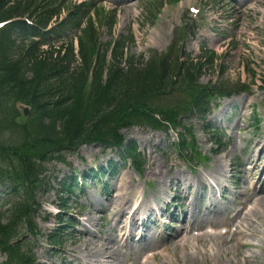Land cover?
<instances>
[{
	"label": "rangeland",
	"instance_id": "obj_1",
	"mask_svg": "<svg viewBox=\"0 0 264 264\" xmlns=\"http://www.w3.org/2000/svg\"><path fill=\"white\" fill-rule=\"evenodd\" d=\"M83 1L85 0H71L69 6L71 7L75 3L80 4ZM127 1L95 0L98 5L102 4L100 6L96 4L100 11L104 10L107 13H112L114 10L117 15L115 17L117 26L113 34L107 28H102V44L106 45L108 41L119 35L125 37L133 35L135 41L130 46V53L136 55L137 58L142 57V55L148 57L154 50L164 53L172 44L177 28L187 23L190 28L195 30L196 35L195 37H189L185 52L192 57H197L205 49L209 52L213 50L216 51L219 57L217 67L204 71L202 76L204 84L211 80L219 79L221 81L218 71L222 66L225 67L224 74H222L223 83L232 84L238 77L249 80L247 70L251 67L259 71L260 76L264 75V0H247V5L244 7L236 4L235 0H131V3L135 5L128 12L122 8ZM196 7L200 11L194 14L191 12V8ZM148 13L149 15H147ZM153 14L157 16L152 19ZM74 33H76L75 30L68 32L70 38L75 35ZM244 65L246 67L245 72H243ZM230 101L231 105L226 107L224 102L219 103L220 108H217L212 116L208 118L213 125L211 127L212 133L214 128L224 133L223 145L220 147L214 144L216 142L214 135L216 134H211L202 120L196 117L190 118L189 124L193 127L196 142L201 152L209 157L205 163L196 165L193 168L184 162L177 153L174 143L177 141L176 133L172 132L167 135L163 132H154L146 127H133V129L123 131L127 140L135 141L140 150L147 156L145 169L141 175L132 168L130 163L120 161L118 150L111 151L96 145L81 146L78 152L69 153L65 157L67 160L66 165L59 161L47 164V178L50 180V184L39 198L41 206H43V209L36 215V228L39 234L35 237L27 229L22 228L19 235L24 238V241L22 242L23 246L20 247V252L23 255L25 254V246L32 249L37 264H93L95 253L99 257V254H102L101 247L106 246H109L114 252V264H135L138 259L143 260V257L150 255L151 251L153 253L161 252L164 243L167 241L156 242L150 238L154 234L152 221L155 219V215L153 213L148 214V216H152L149 223H147L148 225L144 224L145 220H142L146 218L145 216H141L139 221L140 226L144 224L147 229L143 231V234H147V240L141 239L138 241L136 240L138 235H135L136 244L133 248L129 247L125 250L121 246L118 247L115 239L122 232L120 233V228L116 227L118 226L117 223L112 221L113 213L107 210L110 205L109 200L121 182L127 178V175H130L134 179V187L138 190L136 203L145 201L147 204H153L159 212L165 205L162 201H159V196L171 202L172 197L177 194V188L170 184L171 186L168 187L171 188L170 192L167 191L166 193L165 190L161 195L158 194L161 190L159 180L153 179L149 175L150 169L148 166H150L152 157H156L166 167V170H169V168L182 170L189 176L191 183L201 176L208 178V172L215 167L218 157L224 154L225 151L229 152L234 144L237 145V150L231 163L241 165V161L247 158V155L245 156L247 151L243 149L245 142L254 135V131L258 130L253 126L255 119L252 118V115H256L255 108L258 110L257 115L262 119L260 128L264 130V91L255 88L252 92L235 95ZM247 102H253V107L248 108L245 112V118L240 120L242 108L249 104ZM221 109L227 110L223 116L217 115ZM247 124L251 126L247 131L240 133L237 127H244ZM241 137L243 138L242 141L240 140ZM215 148H218L219 151L215 152ZM116 164L118 166L111 176L105 173L101 177H96L90 173L92 169H100L101 166L110 168ZM7 165L8 162H3L0 158V167L8 168ZM261 166L263 167L264 163ZM244 168L245 166H240L229 174L225 173L223 185L228 186L229 190L224 194L222 189L219 188L218 192L214 196L212 195L216 199L217 206L222 209L221 211L212 213L210 211L215 207L214 204L209 206V211L200 203L201 199L199 198L209 199L211 197V194H208L209 189L200 191L199 198L195 195L196 205L193 210H195L196 217L192 222L195 219L208 220L209 222L206 221L205 223V231L212 230L211 226H214L217 232L225 228L227 230L235 229L236 224L230 218L232 212H234L232 208L237 204L235 195H237L239 188L236 187L238 185L243 186L244 182L243 180L231 179V176H233L231 173L235 174L237 170H240L243 177ZM86 173H90V175L83 177L82 174ZM72 174H75L77 185L74 193L67 194V196H70L67 200L69 212L66 215L68 219L66 227L68 229L61 238L59 248L52 249L47 235L56 229L58 224L54 218L49 221L47 219L49 215H55L59 211L58 204H60V196H62L60 181ZM255 174V177H260L259 170H256ZM83 182H85L84 187ZM262 182L263 180L259 185ZM223 196L226 198H223ZM2 199L4 198L0 192V212L2 211L1 214H4L6 207H2L4 201ZM177 204H179V207L176 211L180 214L181 210H184V203ZM244 205L247 210L251 209V203L244 202ZM175 208L176 206L173 207V209ZM185 211L186 216L188 212L186 208ZM171 214L166 215L164 220L160 221L162 226L158 229V236L168 238L175 232L173 230L185 226L184 222H181L183 217L179 222H176L170 219ZM216 214L219 217L215 218ZM124 221H126V218ZM218 222L221 223L220 226ZM87 228L93 230L94 236H88L84 233ZM252 229L255 230L254 234L249 232L241 235L243 241L251 244L250 248H238L236 241L239 232L229 231V233L222 234L224 241L222 253L217 252L215 244H218V242L215 239L206 237V242L195 240L193 244L198 247L207 244L208 247L214 248L209 249L210 254L207 257L198 255V260L186 258L185 256L183 264H264V240L262 241L264 227L255 224ZM231 233L236 235L229 236ZM209 235L212 234L208 233L205 236ZM127 238L128 236L125 239ZM153 238L156 240L155 237ZM127 240L129 241V239ZM146 243L151 244L152 250L150 252L143 251L145 245H148ZM120 245H122L121 242ZM168 249L172 255L176 251L174 245H169ZM184 252L185 250L181 251L180 256H183ZM159 257L168 258L165 252ZM161 258H157L151 263L163 264ZM6 259L7 255L0 252V264H4ZM16 260L17 263L24 264L21 257Z\"/></svg>",
	"mask_w": 264,
	"mask_h": 264
},
{
	"label": "trees",
	"instance_id": "obj_2",
	"mask_svg": "<svg viewBox=\"0 0 264 264\" xmlns=\"http://www.w3.org/2000/svg\"><path fill=\"white\" fill-rule=\"evenodd\" d=\"M67 3L0 0V21L15 20L0 30V158L8 162V168L0 167V186H12L18 195L0 217V250L8 254L4 264H19L16 259L20 257L24 264H34L32 255H23L15 240L20 238L16 236L20 226L34 228L40 205L37 193L46 184V162L61 159L83 143L123 146L121 131L133 125L168 130L183 125L187 117H204L212 101L230 94L235 85L200 84L203 69L215 67L214 54L203 55L197 62L182 60L176 42L146 62L126 54L129 40L125 36L104 49L90 17L79 41V59L72 43L57 49L45 30ZM75 8L64 26L53 31L58 37L61 30L80 26L88 13ZM44 44L50 49H43ZM19 101L32 106L29 119L18 112L15 103ZM181 140L188 143L184 136ZM126 151L138 167L141 156L136 147L130 144ZM72 184L65 181L64 190L72 191ZM61 201L62 213H66V200ZM62 215H58L61 225L65 222ZM60 229L49 235L54 248L60 243Z\"/></svg>",
	"mask_w": 264,
	"mask_h": 264
},
{
	"label": "bare ground",
	"instance_id": "obj_3",
	"mask_svg": "<svg viewBox=\"0 0 264 264\" xmlns=\"http://www.w3.org/2000/svg\"><path fill=\"white\" fill-rule=\"evenodd\" d=\"M234 2L236 4H240L242 7L247 5V0H235ZM134 5L135 4L131 3V0H128L123 4L122 8L128 12L131 8L134 7ZM225 104H229V102H225ZM245 106L243 107L244 109L242 110V113L246 110L247 107L250 106V104H247ZM225 111L226 110L224 109L220 114L223 116L225 114ZM246 127L247 126L237 128L241 133V131H247ZM242 139L243 138L241 137L240 140L242 141ZM243 149L247 151V158H244L241 161V165H233V163H231L236 155L237 150V145L234 144L231 146L229 152L225 151L224 154L218 157L215 162V167L213 169H210V171L208 172V178L206 176H201L197 178L193 183L190 182L189 176H187L182 170L178 168L175 170H173L172 168L166 170V167L160 161H158L156 157L151 158L150 166H148L150 169L149 175L151 178L159 180L161 190H159L158 194L161 195V193H163V191L165 190L166 193L167 191L170 192V189L168 188L169 185H174L177 188L178 192V194L175 195V199H177V201L179 202L184 201L185 208L188 211V216L184 220L185 226L183 227V229L177 230L176 235H172L171 239L167 240V242L164 243V248L161 252L154 254L153 257H148V259H146V261L144 262L141 261V258L139 257L140 260L138 259L135 264H150L151 261H155L157 258H161L156 256H162L163 252H165L168 257L161 258L163 264H183V259L185 256L186 258H191L193 260H198V255L207 257L210 254L209 249L214 247H208L207 244H202L198 247L193 244L195 240L206 242V237L215 239L218 242V244H215L217 252L222 253V244L224 241L221 233L214 232L212 233V235L205 236L206 234H208L206 232L201 235L197 234L195 235V237H193L191 233L192 230L202 229L206 221H208H205L204 219H195V221L192 222V220H194V218L196 217L195 210H193L194 206L196 205L194 197L200 190L209 189L208 193L211 194V197L203 201L204 208H207V210H209V206L214 204L215 207L212 208L213 210L209 211L212 213L221 211L222 209L217 206L216 199H214L213 196L216 194V192H218L219 188H221L223 192L227 193L228 186L223 185V178L226 174L233 172L235 169H237V167L239 168L240 166H245L243 170V177H241L242 174L240 170H237L236 172L237 174H240L238 176L231 173V175H233L235 179L240 178L244 182L243 186L238 185L239 190L237 195H235V197H237V204L232 208L234 212H232V216L230 218V220L234 222L237 227L235 230L229 229L227 232H239L236 241L238 248L251 247V244L249 242L243 241V237H241V235L248 234L249 232L250 234H254L255 230H253L252 227L255 224H257L259 227H264V166H261V164L264 163V130L258 127V130L254 131V135L247 139V142H245V146L243 147ZM256 170H259L260 177H255ZM129 179L130 181H127V179H125L121 182L119 187L115 190V193H113V195L111 196V200L109 201L110 205L107 207V210L113 213L112 221L114 223H117L118 226L116 227L120 228V233L122 232L116 237V244L118 247L121 246L125 250L129 247L133 248L134 244H136L134 240L125 241V236L128 233L127 239L129 240L134 237L133 235H135L138 228V221L141 218V214L153 212V214H155L157 218H160L161 216L164 217L165 215V212L163 213L161 212V210L159 212H156L157 207H155L153 204H147L145 203V201L136 203L135 199L138 190L134 187V180L130 176ZM261 180H263V182L261 185H259ZM159 201H164L163 197L159 196ZM244 202L252 204L250 210H247ZM160 214L162 215L160 216ZM217 217L219 216H217L216 214L215 218ZM125 218L126 221H124ZM220 224L221 223L218 222L219 226ZM158 226L160 227V225ZM84 233L88 236L94 234L93 230L89 228H87ZM233 235L236 234L231 233L229 236ZM263 237L264 235L262 236V238ZM142 239L147 240L148 238L145 235H142ZM151 239L156 242H160L163 238L161 237L155 240L153 237H151ZM263 240L264 238L262 239V241ZM120 242L122 245H120ZM84 245L87 246V244L85 243ZM169 245L175 246L176 251L173 255L169 252ZM145 246L148 247L147 249L151 248V244ZM146 247H144L143 250H145ZM184 250V255L180 256L181 251ZM101 252L102 254H99V257L95 253L93 264H95V262L96 264H114V252L109 248V246H106L104 248L101 247ZM169 259L171 260L168 261Z\"/></svg>",
	"mask_w": 264,
	"mask_h": 264
},
{
	"label": "water",
	"instance_id": "obj_4",
	"mask_svg": "<svg viewBox=\"0 0 264 264\" xmlns=\"http://www.w3.org/2000/svg\"><path fill=\"white\" fill-rule=\"evenodd\" d=\"M28 111L27 110H25V113H27Z\"/></svg>",
	"mask_w": 264,
	"mask_h": 264
}]
</instances>
